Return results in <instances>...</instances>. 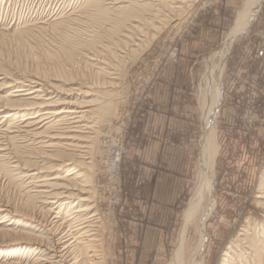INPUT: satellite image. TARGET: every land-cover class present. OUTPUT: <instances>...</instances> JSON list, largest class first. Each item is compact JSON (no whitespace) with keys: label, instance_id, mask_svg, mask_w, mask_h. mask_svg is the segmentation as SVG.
Wrapping results in <instances>:
<instances>
[{"label":"rangeland","instance_id":"rangeland-1","mask_svg":"<svg viewBox=\"0 0 264 264\" xmlns=\"http://www.w3.org/2000/svg\"><path fill=\"white\" fill-rule=\"evenodd\" d=\"M119 5L116 0H0V105L5 106L4 97L22 83L12 79L18 74L20 81L48 83L44 88L55 107L71 100L93 108L89 122L95 126L88 133L90 147L79 159L86 162L80 172L88 178L87 200L79 201L69 184L64 191L75 196L30 201L43 189L35 186L38 178L58 170H47L51 161L41 157L44 143L17 131L14 122L26 110L6 118L9 105L0 106V264H89L86 254L95 252L85 254L82 246L73 245L72 236L88 224L83 218H91V213H96L94 244L100 257L92 258L98 264H135L133 259L136 264H167L178 246L182 213L196 182L202 134L199 85L204 86L209 56L224 41L242 0L187 3L163 26L155 24L161 29L156 34L150 30L138 52L120 57V65L114 63L110 85L103 82L109 80L106 72L97 79L89 58L96 44L112 37L113 20L133 8ZM242 33L229 49L221 77L214 208L205 223L200 264H264V0ZM175 81L182 88L173 98ZM164 92L172 97L169 108ZM166 125L182 131L170 134L172 140L165 144L160 134ZM118 139L124 151L117 179L101 158L104 142ZM159 154L166 163H157ZM158 169L166 181L153 196ZM86 204L94 209L74 212ZM45 209H50L47 218ZM147 225L152 227L144 232ZM195 225L191 222L183 237L185 261L195 244ZM2 228L10 234L3 235ZM63 236L67 240L56 244L54 252L51 244Z\"/></svg>","mask_w":264,"mask_h":264},{"label":"bare ground","instance_id":"bare-ground-1","mask_svg":"<svg viewBox=\"0 0 264 264\" xmlns=\"http://www.w3.org/2000/svg\"><path fill=\"white\" fill-rule=\"evenodd\" d=\"M192 1L193 0H116V4L117 3L120 4L119 5L120 9L129 8L130 5H133L130 7L133 8L131 11L128 10V12H126L124 16L120 15L113 20V23L111 22L113 24L111 25L112 26L111 29H113L111 33H113V35H111L110 33V37L112 36L110 39L107 38L108 40H106L102 44H101L102 41L100 42V44H96V48H93V50H91L93 52L89 50V52L92 53L90 58L88 57L89 64H91L96 69V71L94 70L95 71L94 73L97 79H100L99 81H101L102 80L101 77L104 76L105 75L104 73L106 72V74H108L107 78L109 80L105 81L106 79L104 78L106 77H104L103 82H108V84L111 85L112 83L111 79H113L111 77V74H113L112 69H115L116 67V66L114 67L115 65L114 63L116 62V64H119V62H121L119 60L120 57L123 58L124 60V58L127 57L129 53L136 52L138 49H140L139 48L140 46L144 47V45H142V42L144 41V37L148 36V34L150 33L149 31L150 30L155 31L156 34V31L159 32L158 30L161 29L160 27L155 26V24L161 25L166 19L168 18L171 19L174 13L180 11L183 7H186L187 3H191ZM262 2L263 0H242L241 8H239L238 12L236 13L231 29L226 35L224 41L220 44L218 48H216L213 51V53L209 56V59L207 61V68H206L207 70L206 72H204L205 74L203 78L205 81L204 86L199 85L198 104L201 110L200 125H201L202 134L200 139L199 155L196 162V175H195L196 182L193 191L191 192V195L189 197V200L187 202V205L182 213L183 222H182V226H180L181 231L179 230L181 234H179L180 240L178 246L175 247L176 250L173 252L171 256L172 258H170L171 260H169L167 264H200V259L202 257L204 245L206 242L205 223L208 216H210V213L214 208V199L211 196L213 168L219 150V144L217 142V137H216L215 119L218 112L220 97H221V88H222L221 77L223 73V68L225 67L224 62L232 43L238 36H240V34L248 27L251 21L256 17L262 5ZM94 3L97 4L98 2H94ZM142 9H147V10L146 11L144 10L145 12L143 13L141 12L143 11ZM126 20L128 21L125 22ZM115 34L119 37H114ZM36 67L38 66L36 65ZM40 71L43 74L44 71L43 68ZM16 76L13 77L12 79L15 78L14 81H18L22 83H18V85H16V87L13 89V91L4 97L3 102H5L9 106H6L5 104V106L8 108V111L3 115V117L7 118L8 116L15 114L16 112H19L20 109H24V111L26 110L24 113L20 115V118L14 122V124L17 125L19 128L17 129V131L19 133L20 132L25 133V135L27 136L33 137V139L37 140V142L44 143L43 147H41L44 148L41 157L49 159L51 161L50 168L47 170L59 171L63 169L64 171V172L56 171L55 173L49 175L40 176L38 180L35 182V186L43 187V189L38 190L34 195H32V197H30V201H33V199L36 197L37 199L40 197L42 199V202L45 200L44 202L46 203V201L48 200L47 198L59 199L60 196H62L63 198L70 197L74 193L72 194L70 191L69 192L64 191L65 187L67 188L69 184L73 185L74 188L73 191L76 190L78 192L76 194H77V199L79 201L87 200L85 194L88 192V189H86L85 187L89 186L87 184L88 178H86L84 172H80V169L84 168L83 165L86 162L79 161V159L84 158L83 155H81L82 153L80 152H84V149H88L90 147L88 142L90 141L91 137L88 135V133H91V130H93L94 129L93 127H95L93 123L89 122L91 118H94L93 108L92 109H90V107L85 108V106L87 105H82L81 103L71 100H64L62 103H59L60 107H55L58 104H55L54 101L52 100V97L50 96L51 93H48L49 91L46 89L47 87L44 88L48 84L47 82L46 85H43L34 78H30L28 80L21 79L23 81H20L18 78H16ZM3 102L1 103L3 104ZM21 102H24L25 105H20ZM5 106L3 105L1 107L5 108ZM20 106H23V108H21ZM43 135L47 137V139L42 140L43 137L41 136ZM48 151H50V153ZM67 164H74V166L66 169L64 167ZM73 174H76V176L71 178L70 176ZM262 198L264 199V197ZM64 202L65 201H63V205ZM261 204L264 205L263 202ZM32 205H28V206H32ZM82 206L80 205V207L76 209V211L74 209V212H78V214L79 213L82 214V212L84 211L94 209L92 204L91 206L88 204ZM50 209L44 210V213L47 214L46 218L50 213L49 211ZM0 210H2V208ZM95 217H96V213L94 214L91 213V218L84 217L83 218L85 219L84 223L86 222L87 224L88 222V224L80 225L82 227L79 228L78 233H76L77 235L76 236L70 235V236L74 237L73 238L74 240L72 242H75L76 240L75 244H73L74 246L76 245L79 247L82 246L80 250L83 249L82 251L85 254L88 251L89 252L94 251L95 252L94 254L96 256L95 258L99 259L100 257L96 253L98 249L95 248L96 245L94 244L96 240L94 237L96 232L94 231H97V229L95 228L96 224H94V222L96 221L92 219H94ZM0 222L2 221L0 220ZM191 222L197 224L194 227L195 229L194 233L196 234V238L190 256L188 260L185 261L183 258L184 255L183 237ZM1 231L3 235L10 234L9 233L10 230H8V228H4V231L2 228ZM64 237L65 236H63L62 238H58L57 241L55 242L53 241L50 248L52 249L54 248V252H56L55 250V248L57 247L56 244L58 245L60 242H65L67 240L65 239L66 237L65 238ZM178 237L179 236H177V238ZM47 241L49 242V240ZM42 246H44V244ZM68 247L69 244L63 248L67 249ZM47 249H49V247ZM49 251L51 252V250ZM94 254H90V253L86 254L87 255L86 259H89L88 263L89 261H91L89 264H98V262L100 263L99 260H94V258H92ZM43 258L46 259L45 257Z\"/></svg>","mask_w":264,"mask_h":264},{"label":"crops","instance_id":"crops-1","mask_svg":"<svg viewBox=\"0 0 264 264\" xmlns=\"http://www.w3.org/2000/svg\"><path fill=\"white\" fill-rule=\"evenodd\" d=\"M167 72H168V70H167ZM167 72H166V74H167ZM165 74V75H166ZM175 75L176 76H178L179 77V73H175ZM176 82V84H175V86H176V89H174L175 91H174V94H173V98H174V96L176 95V94H179L178 92L180 91L178 88H182V86H181V84H180V82L179 83H177V81H175ZM161 84H163V83H161ZM160 84V85H161ZM183 90V89H182ZM165 93V95L163 96L164 98H166V100H168L167 102H166V107L167 108H169V106L172 104V97L171 96H169V93H167V92H164ZM171 98V99H170ZM170 114H172V112H170ZM165 117V116H164ZM182 119V122L184 123V119L183 118H181ZM165 120H166V118H165ZM176 121H177V119H175ZM174 124V126L176 125V123L174 122L173 123ZM172 124V125H173ZM166 127H167V129H163V131H162V133L160 134L163 138H164V143L166 144V143H169L172 139H171V137H170V134H174V133H176V132H179V131H182V129H178L179 128V126H177V127H168L167 125H166ZM165 127V128H166ZM164 133H165V137H164ZM164 143H163V145H162V147H161V150H160V152L161 151H163V148H164ZM156 156V155H155ZM155 156H154V159L152 160V162L151 163H154L155 162ZM160 160H162L163 162H165L164 161V159L162 158V154L160 155H158V159H157V163L159 164L160 163ZM166 163V162H165ZM160 165V164H159ZM158 171H159V173L156 175V177L154 178V180H153V186H152V189H151V192L153 191V196H155L156 195V190H157V186L158 185H161V184H163V180H164V178H165V181H166V176L164 177L163 175L165 174V173H163L162 171H160L159 169H158ZM166 175V174H165ZM174 177H176V176H174ZM165 183V182H164ZM156 200H157V203H160L161 202V199H157L156 198ZM152 205H153V202H152ZM160 216V214H159V212L157 213V214H155V216ZM150 227H152V226H148L147 225V227L146 228H144V232L146 231H148V229L150 228ZM143 244V243H142ZM133 261H134V263H135V261H136V263L138 262V260H134L133 259ZM135 263V264H136Z\"/></svg>","mask_w":264,"mask_h":264},{"label":"built area","instance_id":"built-area-1","mask_svg":"<svg viewBox=\"0 0 264 264\" xmlns=\"http://www.w3.org/2000/svg\"><path fill=\"white\" fill-rule=\"evenodd\" d=\"M254 86H258L257 84H254ZM103 151H102V158L101 161L110 167V169L115 172L113 174L118 179L117 175L119 174V166L123 154V142L122 140L118 139L116 142L109 141L104 142Z\"/></svg>","mask_w":264,"mask_h":264}]
</instances>
